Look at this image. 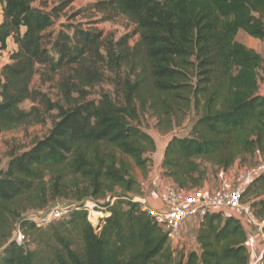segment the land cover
Listing matches in <instances>:
<instances>
[{
	"label": "trees",
	"instance_id": "16d2710c",
	"mask_svg": "<svg viewBox=\"0 0 264 264\" xmlns=\"http://www.w3.org/2000/svg\"><path fill=\"white\" fill-rule=\"evenodd\" d=\"M35 1L0 0V46L13 41L0 68V134L56 113L44 136L9 152L0 168V264H249L244 227L220 212L199 222L194 247H173L132 201L143 191L129 160L145 169V154L155 151L139 127L141 114L170 127L191 110L188 134L172 136L163 149L161 173L172 184L202 189L207 165L226 171L264 160V95L258 90L264 59L236 38L242 31L264 40V0H94L102 20L122 16L135 26L133 45L129 34L105 39L81 23L53 33L54 18L71 0L48 11ZM104 69L113 74L117 97L87 98L84 90ZM35 75L58 76L62 103L32 87ZM27 100L28 110L20 106ZM263 195L261 176L242 196L259 220ZM57 201L74 204L60 220L38 228L27 218ZM86 201L103 213L97 227ZM16 225L24 236L20 245L12 239Z\"/></svg>",
	"mask_w": 264,
	"mask_h": 264
},
{
	"label": "rangeland",
	"instance_id": "374dc122",
	"mask_svg": "<svg viewBox=\"0 0 264 264\" xmlns=\"http://www.w3.org/2000/svg\"><path fill=\"white\" fill-rule=\"evenodd\" d=\"M63 1L65 0H36L33 2V6L40 7L48 11L57 5H63ZM93 2L94 0H71V2L63 6L58 12V15L54 18L55 21L49 31L56 33V31L61 28L63 29L64 26L69 27L71 24L81 23L83 28L100 30L105 39H113L115 41L124 34H129L130 45H133L137 41L138 35L135 33L136 28L132 23L122 16H117L110 20H102L103 18L101 13L95 12L91 6ZM245 37L246 36L240 32L238 40L244 42ZM57 79L58 76H55L54 80H52L51 78H47L43 75H35L32 81V87L43 91L53 101H61V93L57 87ZM84 91L88 94L87 98L89 99H97L102 93H110L112 96L117 97L113 74L107 69H104L101 80L95 85L87 87ZM31 105L32 102L29 100L20 104V106L26 110H28ZM55 113L56 110H52L47 113L45 120L41 123L20 126L0 134V159L2 161L0 168L5 167L9 152H21L26 150L31 146L32 142L36 138L44 136L51 126V119ZM194 118L195 114L191 110L181 124L172 122L171 126L168 127L167 122H162L152 113L146 112L139 116V127L148 133L155 143V151L153 153L147 152L145 154V157L148 158V163L145 169L136 166L132 160H129L131 164V173L140 183L144 193L149 194L153 190L159 192V190L166 184L171 183V181L168 178L163 177L161 173L162 170L160 162L162 150L172 136H186L191 129ZM133 123L135 124V122ZM248 165L250 164L236 163V165L226 171L220 169L217 170L214 167L207 165V168L209 167V177L205 184L209 190L216 189V191H218L217 188L229 187L234 182L241 168ZM57 204L71 206L70 202L65 201H57L53 205ZM102 214L103 213L101 211H97L95 209L88 210V219L94 227L97 225V220L103 216ZM196 223H192L194 224L193 231H190L189 229L184 231L182 241L179 244H173L172 246L177 248V250H180L181 248L189 249L194 247L193 233L194 229H196ZM259 233L264 235L263 231ZM263 239L264 237L258 239V243L259 240ZM261 245L262 244L259 246L264 247V242L263 245ZM30 247L32 246L30 245ZM249 264H258L256 256H252V260Z\"/></svg>",
	"mask_w": 264,
	"mask_h": 264
},
{
	"label": "built area",
	"instance_id": "2783aa9c",
	"mask_svg": "<svg viewBox=\"0 0 264 264\" xmlns=\"http://www.w3.org/2000/svg\"><path fill=\"white\" fill-rule=\"evenodd\" d=\"M0 13H2L1 4ZM11 49L12 46L7 42L5 47L0 46V68L9 62ZM262 82L264 83V75ZM261 176H264V160H260L251 166L242 167L232 185L215 192L205 191L203 188L187 190L170 183L158 192L162 204L161 208L151 207L143 196H134L132 201L138 202L142 210H146L154 218L166 233L171 245L179 244L184 237L185 229L196 222V226H198L207 214L217 212L223 214L231 210L242 213L259 233L262 231L264 220L255 217L250 204L242 201V196L249 184ZM70 205L72 207L59 204L52 205L43 211L30 213L27 218L34 222L36 227L43 228L49 223L63 218L74 206V204ZM83 206L87 210H93L95 204L86 201ZM12 239L16 245L23 242L24 236L19 225H16L13 230Z\"/></svg>",
	"mask_w": 264,
	"mask_h": 264
},
{
	"label": "crops",
	"instance_id": "0c3cea01",
	"mask_svg": "<svg viewBox=\"0 0 264 264\" xmlns=\"http://www.w3.org/2000/svg\"><path fill=\"white\" fill-rule=\"evenodd\" d=\"M1 21H2V13H0V22ZM240 32H242V31H239L237 36H236L237 40H238V35H239ZM242 33L246 37H245V41L244 42L243 41H240V42L243 43L244 45H246L247 47H250V48L254 49L255 51H257L258 53H260V55L264 59V40H260L258 38H253L251 36H248L244 32H242ZM7 43H9V45L13 47V41H12L11 38L8 39ZM258 90H259L260 94L264 95V83L262 81L259 84V89ZM162 156H163V150H162L161 160H162ZM223 188H225V187H223ZM217 189L220 190L222 188H217ZM203 190L211 191V192H215L216 191V189H210L209 190L206 184L204 185ZM142 191H143V189H142ZM142 196L145 197L146 202L151 207H154V208H157V209L162 207V204H161V202L159 200V197H158V192L156 190H153L149 194H146V193L143 192ZM263 197H264V195H263ZM222 215L224 217H226L228 215H231V216L239 219V221L241 222V224L244 227V229L246 231V234H247V243L246 244H247V248H248L249 256H250L249 262H251L252 256H256L257 262H258V264H260V258L262 256V253L264 252V247H260L259 245L260 244L263 245L264 239L263 240H259V243H258V239L263 238L264 235H261L260 233H258V231L254 228V226H252L249 223V221L246 219V217L242 213H240L239 211L231 210V211H227V212L223 213ZM193 228H194V225H192V226L189 225L185 229V231L188 230V229L190 231L191 230L193 231ZM196 228H197V226H196ZM194 231H195V229H194ZM193 239H194V233H193ZM194 242L195 241L193 240V244L195 245ZM189 249L186 248L185 250L187 251Z\"/></svg>",
	"mask_w": 264,
	"mask_h": 264
},
{
	"label": "water",
	"instance_id": "95a60500",
	"mask_svg": "<svg viewBox=\"0 0 264 264\" xmlns=\"http://www.w3.org/2000/svg\"><path fill=\"white\" fill-rule=\"evenodd\" d=\"M96 227H97V225H96Z\"/></svg>",
	"mask_w": 264,
	"mask_h": 264
},
{
	"label": "bare ground",
	"instance_id": "6f19581e",
	"mask_svg": "<svg viewBox=\"0 0 264 264\" xmlns=\"http://www.w3.org/2000/svg\"><path fill=\"white\" fill-rule=\"evenodd\" d=\"M90 222V221H89Z\"/></svg>",
	"mask_w": 264,
	"mask_h": 264
}]
</instances>
